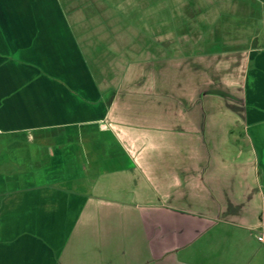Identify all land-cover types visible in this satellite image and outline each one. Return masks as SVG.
Returning <instances> with one entry per match:
<instances>
[{"label": "crops", "instance_id": "obj_1", "mask_svg": "<svg viewBox=\"0 0 264 264\" xmlns=\"http://www.w3.org/2000/svg\"><path fill=\"white\" fill-rule=\"evenodd\" d=\"M147 1L0 0V264H264V0ZM219 58L249 153L185 162L197 114L131 67Z\"/></svg>", "mask_w": 264, "mask_h": 264}, {"label": "rangeland", "instance_id": "obj_2", "mask_svg": "<svg viewBox=\"0 0 264 264\" xmlns=\"http://www.w3.org/2000/svg\"><path fill=\"white\" fill-rule=\"evenodd\" d=\"M179 1L180 0H169V3L176 5ZM145 2L149 1L145 0ZM137 3H139L138 0ZM137 10L139 9H136V11ZM150 10L153 14L156 12V9L153 7H151ZM142 20L143 16L142 18H137V23L135 25L137 36L143 34L144 24ZM259 26L262 31L263 23H260ZM137 43L140 42L137 41ZM248 43L250 46H264V31H262L259 40H253ZM190 58L189 60H191ZM222 62L223 58L216 59L211 65L209 64V59L202 61L199 63L200 67L197 75H195L190 68L192 61H187L189 66H185L184 64V66H179L176 63L163 61L156 62V64L154 63L155 68H150L149 65H143L141 63H135V65L131 67L132 71L130 72L138 85L151 82L152 86L157 90H159V87L161 88L164 98H167V102L169 103L168 106L166 104L168 113L175 107L173 100L176 99V96H179L183 99L185 108L189 110L193 109L197 114L199 118L196 120L198 122L197 129L192 132L191 126H189L182 140V144L184 145L182 159L185 162H190L192 159H197L200 162L209 161L210 153L202 149H204V146L208 143L214 142L217 143L218 146L220 145L221 149L224 148L223 145L226 146L228 152H226V156L224 157L233 162L245 161L249 153L247 150L248 146L242 139L243 118L240 104L241 91L239 87L233 88L225 85V87L222 86V88L218 86L211 88L206 82L209 79H214L218 83L227 76L230 77L226 65ZM149 72H151L152 77L149 76ZM234 74L236 75V73ZM139 90L141 91L143 89L140 88ZM213 139L215 141H212ZM167 143L172 145L175 141H172L170 137ZM196 146L201 150L198 153V157L195 156V152H192L193 149L196 151ZM157 155L159 157L158 153ZM221 155L223 156V153H221Z\"/></svg>", "mask_w": 264, "mask_h": 264}, {"label": "built area", "instance_id": "obj_3", "mask_svg": "<svg viewBox=\"0 0 264 264\" xmlns=\"http://www.w3.org/2000/svg\"><path fill=\"white\" fill-rule=\"evenodd\" d=\"M258 239H259V241H262V242L264 241V237L263 236H260Z\"/></svg>", "mask_w": 264, "mask_h": 264}]
</instances>
